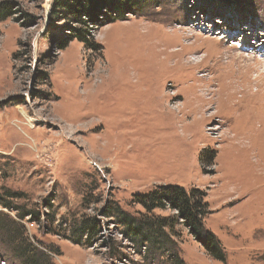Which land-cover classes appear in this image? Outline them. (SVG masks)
Returning <instances> with one entry per match:
<instances>
[{
	"label": "rangeland",
	"instance_id": "1",
	"mask_svg": "<svg viewBox=\"0 0 264 264\" xmlns=\"http://www.w3.org/2000/svg\"><path fill=\"white\" fill-rule=\"evenodd\" d=\"M7 1L4 224L23 215L55 264H264V0H143L94 26V48L68 42L78 26L50 15L52 0ZM170 184L205 192L224 260L175 210L138 203ZM118 208L160 221L159 241L128 237ZM84 218L100 225L89 242L63 236ZM2 235L0 264H21Z\"/></svg>",
	"mask_w": 264,
	"mask_h": 264
},
{
	"label": "trees",
	"instance_id": "2",
	"mask_svg": "<svg viewBox=\"0 0 264 264\" xmlns=\"http://www.w3.org/2000/svg\"><path fill=\"white\" fill-rule=\"evenodd\" d=\"M140 1L143 0H52L50 15L55 14L61 16L60 19H69L78 26L74 29L75 34L68 39V42L78 40L86 47L94 48L96 45L93 41L94 26H101L106 20L112 22L125 17V13L132 11ZM12 10L13 6L10 1H1L0 21L11 16ZM113 13L114 15H112ZM66 45L67 43L64 42L60 47L64 48ZM205 196V192L199 188L186 190L183 186L175 184L162 185L150 192L137 194L138 203L148 213L156 209L175 210L177 218L182 220L195 238L204 245L208 253L216 259L224 260L225 254L220 240L204 225V218L208 212V202ZM4 206L11 207L9 204H4ZM118 216L119 222L125 225L126 235L132 237L134 241L150 240L155 242L160 237L162 224L154 217L134 218L133 215L121 209L118 210ZM22 217L23 215L20 213L18 215L17 212V217L14 219ZM0 220L3 224V231H0L8 236L7 239H9L13 251L18 254L21 264H55L51 258V253L54 250L50 246L40 241L31 240L23 225L16 220H8L9 222L6 224H4L3 218ZM99 227V222L95 219L84 218L76 223L75 230H72L71 234H63V236L75 243H87L90 238L95 236V231L97 232ZM6 236H3V239Z\"/></svg>",
	"mask_w": 264,
	"mask_h": 264
},
{
	"label": "bare ground",
	"instance_id": "3",
	"mask_svg": "<svg viewBox=\"0 0 264 264\" xmlns=\"http://www.w3.org/2000/svg\"><path fill=\"white\" fill-rule=\"evenodd\" d=\"M197 102V101H196ZM200 103V102H199ZM199 105V104H198ZM258 129V128H257ZM260 130H262V129H260ZM257 131V130H256ZM256 133V132H255ZM257 134V133H256ZM263 135H264V132L262 133ZM258 138L261 140V142H259L260 143V145L262 146V147H264V137L261 135V133H259L258 135ZM245 148V147H244ZM257 149V148H256ZM252 150V149H251ZM261 161V160H260ZM259 174V173H258ZM263 176V175H262Z\"/></svg>",
	"mask_w": 264,
	"mask_h": 264
}]
</instances>
